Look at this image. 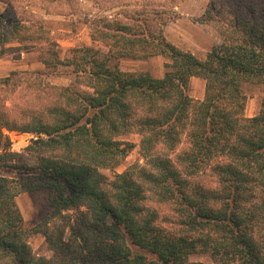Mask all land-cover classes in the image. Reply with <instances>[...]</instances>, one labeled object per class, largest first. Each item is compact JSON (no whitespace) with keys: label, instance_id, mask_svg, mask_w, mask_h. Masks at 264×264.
I'll use <instances>...</instances> for the list:
<instances>
[{"label":"trees","instance_id":"obj_1","mask_svg":"<svg viewBox=\"0 0 264 264\" xmlns=\"http://www.w3.org/2000/svg\"><path fill=\"white\" fill-rule=\"evenodd\" d=\"M209 5L220 42L204 60L167 41L153 18L102 16L91 38L107 50L73 48L65 60L46 50L45 70L0 78L32 93L15 118L0 111V168L19 172L0 175V264H191L197 253L217 264H264V97L248 117L241 91L244 82L264 84V0ZM5 17L1 37L29 38V22ZM117 47L123 57L163 56V76L121 70L111 61ZM58 66L72 67L70 85L48 78ZM192 77L204 81L202 99L188 94ZM131 131L148 168L108 180L98 168L116 161V138ZM11 132L34 134L26 155L11 150ZM30 191L47 196L50 211L33 229L49 258L27 243L16 197Z\"/></svg>","mask_w":264,"mask_h":264},{"label":"rangeland","instance_id":"obj_2","mask_svg":"<svg viewBox=\"0 0 264 264\" xmlns=\"http://www.w3.org/2000/svg\"><path fill=\"white\" fill-rule=\"evenodd\" d=\"M172 1L175 2V5L168 4L170 0H158L157 2L153 0H123L121 5L108 7L109 1L107 0H101L98 5L92 0H11L12 8L8 12L1 13L0 16L26 20L29 22L28 24H31L32 29L27 33L29 38L23 39L19 44L14 41L7 43L13 38L9 37L10 34H7L9 37L7 40L0 36L3 40L0 43V55L5 56L8 54L6 58L9 62L6 63V66L11 68L8 71L5 69L6 71L0 72V78L12 71L45 70L41 60L47 57L46 50L49 53L57 54L61 60L72 58L73 48L89 46L107 50L103 41H94L91 38L94 24L102 16H106L108 20L113 22L132 23L134 19H140V17L153 18L157 25L159 23V28H161V32L167 41L177 48L189 51L197 58L204 60L211 46L220 42V35L206 21V12L211 0ZM21 2L33 4L40 10L38 13L16 10L13 6H17ZM44 9H46V12ZM2 22L1 30L7 31L10 27L5 24V19H2ZM104 40V42H112L111 39ZM118 50L119 47L113 49L116 58L111 61L117 63L121 70L147 72L157 78L163 76L166 62L163 56L123 57ZM71 70V66H58L48 71L52 72L48 78L53 84L68 86L72 82ZM20 89L21 83L18 86L14 84L9 87L4 86L2 82L0 83V111H6V113L8 111L7 114L12 119L15 118L16 107L25 98L32 101V96L29 95L32 94L31 91L27 88ZM187 89L192 98L202 99L204 81L192 77L189 80ZM241 91L245 95V116L251 117L257 114L264 97V84L244 82L241 85ZM7 134L11 138V150L22 155H26L27 146L32 139H35L34 134L29 132H11ZM116 140L119 142L118 148L121 150L116 161L111 165L98 168L108 180H113L115 175L124 171L130 170L134 174H138L141 168H148L147 160L140 151L141 136L139 133L136 131L127 132L118 136ZM17 159L19 162H23L22 159ZM18 174L19 172L16 170L0 168V175L5 177H16ZM138 181L143 183L139 178ZM16 203L25 226L30 227L27 243L31 253L37 257L49 258L52 251L46 238L41 232L33 229L45 219L50 211L47 205L46 193L42 191L23 192L16 197ZM78 210L81 211L84 208L80 207ZM160 211H162L161 208ZM188 262L191 264H217L204 253L190 255Z\"/></svg>","mask_w":264,"mask_h":264},{"label":"crops","instance_id":"obj_3","mask_svg":"<svg viewBox=\"0 0 264 264\" xmlns=\"http://www.w3.org/2000/svg\"><path fill=\"white\" fill-rule=\"evenodd\" d=\"M12 5L11 3V0H0V14L1 13H5L6 9L9 7V5ZM16 10H20V11H31L32 13H38V11L40 10L39 8L37 9V7H35V5L33 4H29V3H24V2H21L20 4H18L17 6H13ZM4 19V18H2ZM10 41H14L16 42L17 44L18 41H16L15 39H12V40H9L7 41V43H9ZM7 55H0V72H3V71H6L5 69H11V68H7V64L9 61L7 60ZM3 63V64H2Z\"/></svg>","mask_w":264,"mask_h":264}]
</instances>
